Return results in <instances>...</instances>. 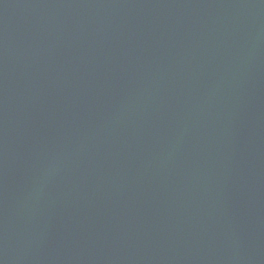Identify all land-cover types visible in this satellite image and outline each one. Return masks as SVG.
<instances>
[{"label": "water", "instance_id": "water-1", "mask_svg": "<svg viewBox=\"0 0 264 264\" xmlns=\"http://www.w3.org/2000/svg\"><path fill=\"white\" fill-rule=\"evenodd\" d=\"M0 264H264V0H0Z\"/></svg>", "mask_w": 264, "mask_h": 264}]
</instances>
